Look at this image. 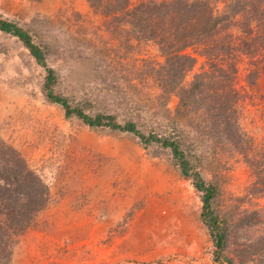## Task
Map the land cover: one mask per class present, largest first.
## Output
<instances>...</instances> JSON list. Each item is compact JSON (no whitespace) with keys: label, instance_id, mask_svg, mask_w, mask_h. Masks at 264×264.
I'll return each mask as SVG.
<instances>
[{"label":"rangeland","instance_id":"374dc122","mask_svg":"<svg viewBox=\"0 0 264 264\" xmlns=\"http://www.w3.org/2000/svg\"><path fill=\"white\" fill-rule=\"evenodd\" d=\"M149 1L162 0H129V8ZM210 1L215 14L229 2ZM0 15L48 45L55 89L73 103L113 113L121 123L134 120L145 132L181 134L203 178L218 188L217 209L232 223L228 255L236 264H264V191L238 149L204 131L205 102L193 117L175 111L177 97L164 90L160 45L135 39L127 24L112 29L86 0H0ZM214 40L182 51L194 57L182 85L202 79L203 93L234 96L250 153L264 154V24L237 15ZM214 47L221 51L211 54ZM222 71L230 74L225 84L217 76ZM43 76L22 44L0 33V137L49 188L10 264H217L199 218L200 193L168 150L66 118L44 97Z\"/></svg>","mask_w":264,"mask_h":264},{"label":"trees","instance_id":"16d2710c","mask_svg":"<svg viewBox=\"0 0 264 264\" xmlns=\"http://www.w3.org/2000/svg\"><path fill=\"white\" fill-rule=\"evenodd\" d=\"M86 1L94 11L109 18L112 29L127 24L135 39L153 40L160 45L164 56L162 66L168 69L166 78L163 77L164 90L177 97L175 111L182 116L193 114V117L200 109L201 102H205L203 118L207 130L204 131L236 147L255 175L256 187L264 191V154L254 147L250 153V140L238 124L234 96L230 97L227 91L223 95L218 90H206L203 93L205 81L202 79L194 80L189 87L183 86L181 82L194 62L193 56L182 53L187 46L205 39L214 40L232 24L237 15L249 14L251 21L261 26L264 24V0H229L219 14L213 13L210 0L149 1L140 2L131 8L129 0ZM0 33L16 38L35 63L43 68L42 93L48 101L62 107L66 118H76L91 129L129 132L138 138L145 149L157 145L168 150L181 177L189 180L200 193L199 218L210 237L213 260L217 264H236L227 253L232 223L219 212L214 202L218 188L203 178L187 149L188 142L181 134H160L152 130L145 132L134 120L128 119L121 123L113 113L87 112L81 103H73L68 96L56 91L59 76L49 64L48 45L38 43L28 26L0 15ZM215 47L211 49V54L214 50L221 51V48ZM217 76L222 84L230 78L229 72L224 71ZM48 198L49 188L42 177L28 167L17 149L0 137V264H10L14 245L47 205Z\"/></svg>","mask_w":264,"mask_h":264}]
</instances>
